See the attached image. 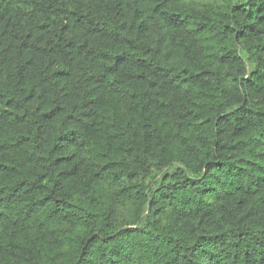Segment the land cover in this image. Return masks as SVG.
Returning a JSON list of instances; mask_svg holds the SVG:
<instances>
[{
  "label": "trees",
  "instance_id": "trees-1",
  "mask_svg": "<svg viewBox=\"0 0 264 264\" xmlns=\"http://www.w3.org/2000/svg\"><path fill=\"white\" fill-rule=\"evenodd\" d=\"M0 264H264V0H0Z\"/></svg>",
  "mask_w": 264,
  "mask_h": 264
}]
</instances>
